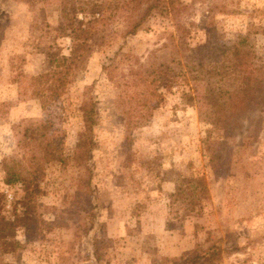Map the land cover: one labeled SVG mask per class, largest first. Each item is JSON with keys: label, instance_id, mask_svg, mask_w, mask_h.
<instances>
[{"label": "rangeland", "instance_id": "374dc122", "mask_svg": "<svg viewBox=\"0 0 264 264\" xmlns=\"http://www.w3.org/2000/svg\"><path fill=\"white\" fill-rule=\"evenodd\" d=\"M181 2L188 6L180 22L193 25L194 42L232 45L250 28L264 30V0ZM61 3L0 0V192L7 215L15 188L4 185V172L39 154L36 128L48 127L46 142L65 158L46 165L35 229L18 230L21 247L16 254L0 248V264H191L213 246L220 248L216 264H264L262 99L227 129L203 122L205 85L175 74L184 58L170 37L173 20L155 14L128 35V14L112 8L98 16L103 40L85 68L42 107L35 78L48 68L46 48L68 55L71 47L57 31ZM260 31L250 44L253 67L263 70ZM111 64L109 74L104 66ZM159 64L172 67L165 72L177 81L142 73ZM91 107L93 146L89 160L77 164L72 156L88 146L83 110ZM199 180L207 189L197 187L199 201L184 210L185 197L171 195Z\"/></svg>", "mask_w": 264, "mask_h": 264}, {"label": "trees", "instance_id": "16d2710c", "mask_svg": "<svg viewBox=\"0 0 264 264\" xmlns=\"http://www.w3.org/2000/svg\"><path fill=\"white\" fill-rule=\"evenodd\" d=\"M187 4L181 0H62L60 22L57 31L69 38L71 47L68 55L55 50L52 44L46 48L47 69L36 76L38 86L37 97L44 107L55 100L70 84L77 72L85 68L89 54L98 44L97 39L102 30L97 27L98 16L105 9H123L128 14V35H135L143 23L155 14L170 17L175 26V32L170 35L172 42L176 41L178 50L183 51L184 60H180L183 68L180 75L187 80H200L205 85V99L207 106L200 113V120L220 129H227L233 119L250 110L261 100L264 103V69L253 67L256 55L255 47L250 44L251 35L260 31L250 28L245 34L238 35L232 45H219L194 42L193 25L180 22ZM144 7V8H143ZM264 31V30H261ZM260 31V32H261ZM120 53V52H119ZM119 53H116L117 58ZM114 58L110 60L113 62ZM111 66H104L108 73H112ZM165 68L174 70L169 65L150 66L142 73L153 74L155 78L164 77L168 82L177 81L176 76H169ZM188 81V80H187ZM93 108L83 110V119L88 133V146L82 147V152H76L72 159L77 164L89 160V152L93 146ZM46 126L36 128L39 154L23 162L14 163L7 167L3 183L13 191L10 201L11 211L4 210L7 198L0 192V248L4 253H17L21 243L16 239L18 230L29 232L35 229L36 218L39 219L38 198L43 194L41 183L45 177V167L51 163H63L65 158L58 147L50 146L45 140ZM89 142H91L89 144ZM15 161V160H13ZM89 173H91L88 167ZM90 181L87 180V185ZM193 190L184 189L171 195L179 201L184 210H192L199 201L197 187L207 189L202 180L197 185L191 184ZM18 187V188H17ZM38 215V216H37ZM220 248L209 247L202 253H196L190 263L202 260V264H216ZM176 264V262H174Z\"/></svg>", "mask_w": 264, "mask_h": 264}]
</instances>
